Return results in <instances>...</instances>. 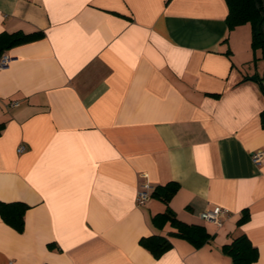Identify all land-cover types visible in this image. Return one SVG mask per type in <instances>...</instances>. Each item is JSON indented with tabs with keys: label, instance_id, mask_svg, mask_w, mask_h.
I'll return each instance as SVG.
<instances>
[{
	"label": "crops",
	"instance_id": "obj_1",
	"mask_svg": "<svg viewBox=\"0 0 264 264\" xmlns=\"http://www.w3.org/2000/svg\"><path fill=\"white\" fill-rule=\"evenodd\" d=\"M227 14L225 0H0V34H43L0 54L15 58L0 202L28 206L22 232L0 216V264H232L222 247L240 235L264 264V60ZM145 182L177 183L170 208L209 242L156 225L166 205L137 206ZM216 206L221 225L201 219ZM157 235L160 255L140 242Z\"/></svg>",
	"mask_w": 264,
	"mask_h": 264
},
{
	"label": "trees",
	"instance_id": "obj_2",
	"mask_svg": "<svg viewBox=\"0 0 264 264\" xmlns=\"http://www.w3.org/2000/svg\"><path fill=\"white\" fill-rule=\"evenodd\" d=\"M228 8L226 23L229 29L249 23L252 29L251 47L256 51H261L264 60V0H225ZM42 32L23 33L3 32L0 34V54L7 49L34 41L42 36ZM256 61V58L254 59ZM257 82L264 95V71L261 76H256ZM261 124L264 127V110L260 114ZM179 185L169 182L164 186H157L151 193L152 198L161 200L166 205V210L153 218V222L163 227L166 223L176 229L172 234L189 241L196 247H200L209 242L211 236L207 230L196 224H187L179 220L169 206L172 197L178 191ZM28 206L21 202L4 203L0 202V216L5 223L13 227L18 232L24 230V213ZM248 219L245 213L239 219L242 224ZM141 244L147 247L153 254L160 255L171 247V242L162 236L144 237ZM222 251L227 254L232 264H254L258 259V250L254 247L246 235H240L233 239L230 244L224 245Z\"/></svg>",
	"mask_w": 264,
	"mask_h": 264
},
{
	"label": "built area",
	"instance_id": "obj_3",
	"mask_svg": "<svg viewBox=\"0 0 264 264\" xmlns=\"http://www.w3.org/2000/svg\"><path fill=\"white\" fill-rule=\"evenodd\" d=\"M15 60V58L7 53H3L0 56V71L7 69L10 64ZM13 106H17L18 102H13ZM24 150V146H20L19 151L22 152ZM264 157V152L262 150H257L252 154V161L255 164H261ZM154 190L153 186L150 183L145 182L140 185L137 196H136V204L137 206H143L147 203V201L151 198V193ZM227 214V210L220 206H216L213 209H208L201 212L200 217L205 221L214 222L218 225L222 224V217Z\"/></svg>",
	"mask_w": 264,
	"mask_h": 264
},
{
	"label": "water",
	"instance_id": "obj_4",
	"mask_svg": "<svg viewBox=\"0 0 264 264\" xmlns=\"http://www.w3.org/2000/svg\"><path fill=\"white\" fill-rule=\"evenodd\" d=\"M251 79H252V80H256V78H255V77H252Z\"/></svg>",
	"mask_w": 264,
	"mask_h": 264
}]
</instances>
